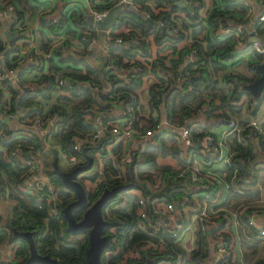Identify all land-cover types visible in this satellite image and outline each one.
<instances>
[{
	"label": "trees",
	"instance_id": "obj_1",
	"mask_svg": "<svg viewBox=\"0 0 264 264\" xmlns=\"http://www.w3.org/2000/svg\"><path fill=\"white\" fill-rule=\"evenodd\" d=\"M191 1L194 8L190 11L175 4V0H133L137 9L125 8L118 12L116 22L109 30L111 36H119L129 45L107 44V53L101 54L103 62L98 66L89 60L86 42H82V51H71L69 48L61 51L50 47L52 35L57 33L68 37L97 34L98 30L86 21L87 17L79 8L62 0L40 13L38 44L30 48L28 54L44 59V67L32 63L23 67L24 73L37 69L40 75L17 90L10 80H1L11 93V109L16 110L17 102L19 109L24 111L20 112L19 123L15 126L0 119V129L5 134L0 140V197L11 201L0 210V264H22L29 256L27 242L14 236L13 229L32 231L37 250L63 264H86L85 252L89 244L87 229L79 233L66 229L62 208L75 198L74 191L66 188L51 169L47 170L59 195V214L51 215L42 198L25 192L23 181L28 167L11 155L13 146L17 145L21 153L29 154L31 147L42 150L46 143L52 142L59 145V150L51 148L43 154L51 152L54 156L57 152L59 156L62 151L75 153L82 162L86 161L85 150L94 158L95 149L82 145L80 150H76L74 144L95 129L97 121L107 128L114 123L117 116L114 112L117 103L113 102L115 95L120 96L123 104H134L129 95L140 88L148 73H153L155 77L146 88L150 107L158 109L173 123L189 120L194 137L214 133L230 119H239L238 115L245 108L239 101L244 95L248 102L256 103L255 107L250 105L246 108L249 116L256 114L257 102L243 85L259 76L258 65L264 56L253 49L249 40L244 47L237 49L233 33L216 34L215 31L232 18L248 23L250 28L258 31L264 43L263 24L257 15L252 16V20L246 16L247 7L243 0H213L207 7L204 0ZM253 1L258 4L259 0ZM117 2L104 0L93 3L92 7L109 9ZM7 3H13L15 16L14 22L7 24V28L16 35L11 40L7 39L3 30L5 24L0 17L1 70L19 65L13 45L24 30L29 15L37 9L31 0H0V10ZM145 11H149L152 23L143 17ZM258 11L261 9L255 10ZM161 18L171 22L175 19L178 32L159 31L154 22ZM16 21L24 23L21 29L15 28ZM65 40L64 43L70 45L71 40ZM249 50L256 55V60L248 61L251 75L226 70L230 64L241 62L244 52ZM107 60L119 68L132 66L127 79L119 78L106 69L103 64ZM57 75L67 77L68 83L57 88ZM40 81L44 83L39 87ZM55 92L56 97L52 99ZM4 98L0 87V103ZM48 100L50 103L47 106L45 101ZM54 114L56 119L52 124L48 123V117ZM35 117L40 118L41 126L48 127L45 134H39L30 126ZM141 121H144L140 124L142 127L153 123L151 119ZM227 142L236 151L231 164L225 167L227 177L236 169L237 186L252 184V171L260 167L264 169V157L254 152L257 144L264 147V140L256 143L250 133L243 131L239 136L231 134ZM192 147L197 149L195 144ZM121 152L122 144L119 143L111 155L102 158L100 168L103 172L96 184L97 172L91 175L82 172L77 177L86 190L85 207L92 204L104 188L134 181V185L119 191L102 206L103 218L110 221L104 228V233L110 235V244L101 253V264H144L149 259L152 264H246L238 259L230 220L222 212L208 215L206 224L211 231H199L196 245L189 251L180 243L179 231H168L163 229L166 226L156 225L158 220H164L162 210L169 203L173 204L176 212L186 208L193 212L198 206L193 195L198 196L199 202L205 196L179 176L186 163L178 158L179 148L173 130H162L153 142L143 148H133L128 162H121ZM132 188L135 191H129ZM258 195V191L240 192L231 188L225 204L234 208L243 203L241 220L246 226L245 212L257 208L253 202ZM140 197L143 203H139ZM85 207L73 210L76 219L81 218ZM217 238L225 240L232 250L224 260L213 257L212 247ZM242 245L244 248L252 246L245 241ZM256 264H264V257Z\"/></svg>",
	"mask_w": 264,
	"mask_h": 264
},
{
	"label": "built area",
	"instance_id": "obj_2",
	"mask_svg": "<svg viewBox=\"0 0 264 264\" xmlns=\"http://www.w3.org/2000/svg\"><path fill=\"white\" fill-rule=\"evenodd\" d=\"M121 2H125L127 5L130 4L133 9H137V6L133 1L128 3L126 0H119L117 3ZM243 2L247 7L246 16L249 17L253 13H256L253 0H243ZM258 5L261 11H258L256 15L259 18V22L264 26V0H259ZM89 10L93 20H102L108 12V9L106 8L95 9L92 6H90ZM13 11V3H7L0 10V16L9 17L11 22H14L15 16ZM143 17L150 19L149 11H145ZM23 24L24 23H20V21H16L14 26L17 29H21ZM154 25L163 33L178 32V26L175 23V19L171 22L167 18H161L155 21ZM245 29L244 23L229 18L226 25H220L216 32L219 34L228 32L233 33L235 35L234 47L237 49L244 47L249 40L255 51L263 53L264 43L261 42L258 31L253 30V34H250V32ZM109 30L110 29L106 30L104 34L98 30L95 35L89 37H87L86 34L76 35L74 36L75 38L71 36L68 37L63 33H57L52 35L50 47L59 48L61 51H65L67 48L71 51H82V42H86L89 51L91 48L95 49V47H98L101 50V54H106L107 44L124 41L119 36H111ZM66 38L71 40L70 45L64 43ZM13 46L18 59L17 63L19 65L16 68L0 69V87L5 96L0 103V119H3L4 121L12 120V123H14L13 126H15L19 123V114L21 111H24V109H19L17 102H15L16 110L11 109L13 103L11 93L2 85L1 80H10L16 90L21 86H27L25 81H19L17 77V75H19L18 72L21 70L22 66L27 63H32L35 66L40 65L42 68L44 67V59H40L33 53L28 54V50L31 48L30 44L24 45L23 43L16 42ZM0 60H2L1 53ZM103 66L114 72L117 77L125 80L128 77V73L133 69L132 66L119 68L108 60ZM154 78L153 73H148L144 77V82L140 88H137L129 95L130 98L134 100V104H123V100L120 99V96L115 95L113 97V102L117 103L114 108V112L117 116L114 123L107 128L105 124H101L100 121H97L95 129L85 136L83 140L77 141L74 144V148L80 150L82 145H84L85 148L95 149V157H91L92 164H95L94 172H97L98 175L97 180L95 181L96 184L99 181V176L103 172L100 168L102 158L111 155L112 150L116 145L119 143L122 144L121 162H128L130 161L131 150L133 148L136 146L143 148L145 144L153 142L155 137L162 130H173L176 134L179 148L178 158L186 163V166L179 172V176L205 196L202 202L199 203L198 196H196V194L193 195V200L198 202V206L193 212H189L188 208H186V211L189 213V217L186 216V218L184 216L185 210L182 212H176L173 204L169 203L167 207H164L162 210V215H165L164 220H158L156 225L158 227L164 225L166 227L163 229L168 231H179L180 243L187 251H189L195 247L199 231L203 233L206 231L208 233V230L210 229L206 224L208 215L222 212L223 216L230 220V228L235 240L234 250L237 253L238 259L241 263H245V260L242 258V254H244V247L242 245L243 241L250 244L262 243L264 247V175L261 178L259 176V173L263 168L260 167L252 171V184H256L255 188H251L250 185L252 184L237 186L235 184V177L237 174L236 169L230 177H227L225 169L227 165L231 164L232 157L236 152L229 146L227 139L231 134L236 133L239 136L241 132L247 131L252 135L253 140L256 143H259L260 140H264V98L259 107H257L256 114L251 115L249 119L232 118L226 124L217 128L214 133H205L201 136L194 137L190 130L189 120L185 123H173L158 109L150 107L146 88L149 81ZM65 83H68L67 77L56 76L57 88ZM108 85H110V83ZM45 102H47V106L50 103L49 100ZM256 102L258 103L257 100ZM7 116L9 118H6ZM55 119L56 115L54 114L53 116L48 117L47 122L52 124ZM142 119H151L153 123L151 126L142 127L140 125L144 123V121H141ZM137 120L138 124H135ZM30 126H32L39 134H45L48 128L46 126H41L40 118L38 117L34 118L32 123H30ZM4 136V132L0 129V140H3ZM194 144L197 149L192 147ZM51 148L53 147L49 143H46L42 150L31 147L29 154H23L16 145L11 148L10 153L13 157L17 158L22 165L28 167V172L23 181L25 192L37 196L38 198H42L48 207L49 213L51 215H58L59 195L51 182L47 171L52 169L53 154L51 155V152H47L49 155L43 154ZM183 150L186 152L184 154L185 156H182ZM254 152L257 156L261 155L264 157V147H261L259 144L254 148ZM61 156L66 162L71 164V166L65 170H69L78 164L86 162L85 160L81 162L79 155L75 153H66L62 151ZM47 157H52V160L49 158L47 159ZM94 172L92 174H94ZM248 174L250 175L249 172ZM231 188L237 189L240 192H259V195L253 202L257 205V208L252 209L250 212H245V216H247L246 226L241 220L243 203H240L234 208L225 204ZM138 201L139 203L144 202L142 197H140ZM6 202L8 204L11 203L10 200H7ZM251 230H254L255 233H251ZM212 249L213 257L217 260H224L232 253V250L227 246V242L222 238L216 239L215 245ZM8 256L12 259L10 252H8Z\"/></svg>",
	"mask_w": 264,
	"mask_h": 264
},
{
	"label": "water",
	"instance_id": "obj_3",
	"mask_svg": "<svg viewBox=\"0 0 264 264\" xmlns=\"http://www.w3.org/2000/svg\"><path fill=\"white\" fill-rule=\"evenodd\" d=\"M126 1L129 3L133 0ZM175 4L180 7H186L190 11L194 8V2L188 0H175ZM126 5L127 4L125 2L116 3L108 9L106 16L102 20H93V17L91 16V18H89L88 15L86 21L104 34L106 30L110 29L115 24L118 12L125 8L132 9L130 4L128 7H125ZM146 20L152 23L151 19ZM4 32L7 35L8 40H11L16 35L15 33H10L8 30H5ZM250 34H253V31L250 32ZM112 44L127 47L129 42H112ZM92 49L93 48H91L90 53H92ZM262 54L264 56V50ZM258 70L260 72L259 76L253 82L243 85V88L251 93L255 101H258L256 107H259L262 99L264 98V59L258 65ZM73 84L77 85V82L73 81ZM6 118L9 117L7 116ZM84 155L86 157L85 163L78 164L69 170H65L59 166L57 152H54L51 170L53 174L60 177L66 188L74 191L75 193V198L69 201L62 208V213L66 219V229L73 233H79L87 229L89 244L85 252L86 264H101V253L104 248L108 247L110 244V235L104 233V228L110 224V221L103 218L102 206L108 199L113 198L119 191L134 185V181L131 180L127 183L117 184L111 188H104L99 197L92 204L85 207L87 202L86 190L77 177L80 173L90 168L92 164V157L86 153L85 150ZM83 207H85V209L83 210L81 218L76 219L73 214V210ZM210 231L211 230L209 229L208 232ZM13 234L14 236L23 238L28 244L29 256L22 264H63L57 258L51 257L48 254H42L37 250L32 231L13 229ZM144 264H152V260L149 259Z\"/></svg>",
	"mask_w": 264,
	"mask_h": 264
},
{
	"label": "crops",
	"instance_id": "obj_4",
	"mask_svg": "<svg viewBox=\"0 0 264 264\" xmlns=\"http://www.w3.org/2000/svg\"><path fill=\"white\" fill-rule=\"evenodd\" d=\"M61 1L62 0H31V2H33L35 4L37 9H36V11L34 13L29 15V17L27 18V20L25 22V27H24L25 31H26L27 28H29L30 29V34L33 35V39H31V38L29 39L30 40L29 44L31 45V48L37 47V44H38V38H39L38 17L40 15V13L42 11H44L45 9H50V8L56 6ZM66 1L68 2V4L69 3L73 4L74 6H72V7H75L76 9L79 8V10L82 12V14H84L87 17L88 12L90 13V10H89L90 6H92L93 3H102L104 0H66ZM204 1H205V4L207 6H210L211 3L213 2V0H204ZM256 4L257 3L254 2L255 9L257 10V9H259V5L258 4L256 5ZM67 5H66V7H67ZM201 12H202V14H205L204 13L205 11H201ZM256 14H257V12L253 13L251 16H249L251 18V20L254 19ZM252 16H254V17H252ZM0 17L3 20V23L5 24L3 30L10 31L7 28V24H9L11 22V19L9 17H2V16H0ZM244 25H245L246 30H248V32H252L254 30V29L249 27L248 23L244 24ZM216 34H217V32H216ZM73 38H75V37H73ZM100 51L101 50L98 47H95V49H92V53H90V51H89V54H88L89 55V60L92 62V64L94 66H98V65L102 64V62H103V60H102L103 57L101 56ZM253 60H256L255 53L252 52L251 50L245 51L243 60L241 62L237 63V64H230V66L227 67L226 70L230 71V72H233V73L234 72H242V73H245L246 75H251L252 71H251L250 67L248 66V61H253ZM245 63H246V65H245ZM27 64L22 66V68L20 70V73L25 74V75L31 74L29 72H25V73L23 72V67H27ZM18 76H19L18 79H19L20 82H24V80L26 82H27V80L30 82L32 80V78H33V77H30L29 79L26 80V79L21 77V74H19ZM238 118L239 119H249L250 116H249L247 111L243 110L238 115ZM6 122L11 123L12 125L14 124V123H12V120L6 121ZM46 155H49V154L47 153ZM51 155H52V153H51ZM48 158L52 160V157H47V159ZM6 201H7V199L3 200L2 197H0V210L2 209V207H5L6 205H8V203Z\"/></svg>",
	"mask_w": 264,
	"mask_h": 264
},
{
	"label": "rangeland",
	"instance_id": "obj_5",
	"mask_svg": "<svg viewBox=\"0 0 264 264\" xmlns=\"http://www.w3.org/2000/svg\"><path fill=\"white\" fill-rule=\"evenodd\" d=\"M129 5H126L125 7H128ZM206 7H207V5H206ZM205 7V8H206ZM205 13V12H204ZM201 14H202V12H201ZM88 15H89V18H91V13H89L88 12ZM87 15V16H88ZM20 37L16 40L18 43H25L24 45H28L29 44V39L31 38V39H33V35L32 34H30V29L29 28H27L26 29V31L24 30V31H21L20 32ZM261 42H263V41H261ZM245 65H246V63H245ZM31 74H28V75H25V74H21V77L22 78H24V79H29L30 77H35V76H39L40 75V70H37V69H35V70H33V71H31L30 72ZM17 77H19L18 75H17ZM25 81V80H24ZM26 82V81H25ZM27 82H28V80H27ZM26 82V83H27ZM29 83V82H28ZM44 83V81H40L39 82V87H40V85L41 84H43ZM31 84V83H30ZM57 94V92L56 93H54L53 94V96H52V99H54L55 98V95ZM240 103H242L243 104V107L245 106V108L243 109L244 111H247V107H249L250 105L251 106H253V107H255V104L253 103V102H248V100H247V96L246 95H244L242 98H241V100L239 101ZM53 148H57L58 150H59V145H55L54 143H52V142H50L49 143ZM185 150H183V152H182V156H185L184 154L186 153V152H184ZM49 154V153H48ZM58 163H59V166L62 168V169H67V168H69L70 166H71V164H69L68 162H66L63 158H62V156H61V152H59V156H58ZM94 170H95V164H92L91 166H90V168H88L87 170H85L83 173L84 174H86V175H91L93 172H94ZM264 175V169L263 170H261L260 171V173H259V176H260V178L262 177ZM138 183L139 184H141V182L140 181H138ZM251 186V188H255L256 187V184H252V185H250ZM129 191H135V189L134 188H132L131 190H129ZM200 203V202H199ZM189 215V213H188V211H186V209H185V218H186V216H188ZM189 217V216H188ZM191 218V217H190ZM252 246L253 247H245L244 248V254H242V258H243V260H245V263L246 264H256V262L259 260V259H261V258H263L264 257V247H263V244L262 243H260V244H252Z\"/></svg>",
	"mask_w": 264,
	"mask_h": 264
}]
</instances>
